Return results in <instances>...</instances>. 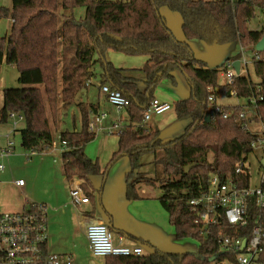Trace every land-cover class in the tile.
<instances>
[{
  "label": "trees",
  "instance_id": "obj_1",
  "mask_svg": "<svg viewBox=\"0 0 264 264\" xmlns=\"http://www.w3.org/2000/svg\"><path fill=\"white\" fill-rule=\"evenodd\" d=\"M12 5L11 9L0 8L1 19L14 20L9 35L0 37V70L4 62L14 66L19 84L28 88L4 91L0 124L9 122L11 113L21 114L26 124L21 131L22 147L30 154L52 149V124L57 125L60 113L75 105L100 63L102 86L119 90L130 102L126 111L128 125L116 134L118 149L103 171L99 162L85 152L97 137L90 130L97 108L79 103L81 129L59 136L61 144L67 143L62 153L67 181H81L82 190L91 201V179L107 176L109 168L127 157V200H144L140 194L143 186L159 189L158 200L169 214L176 237L200 244L197 253L155 250L149 255L107 257L104 264H236L235 255L221 251L220 239L226 232L250 241L260 212L255 199L249 202L248 224L238 228L224 220L205 227L200 211H194L190 202L208 191L212 175H217L222 183L237 176L239 164L253 153L255 136L243 129L245 120L239 122L236 115L223 119L216 114L211 122H206L210 97H230L231 88L221 86L219 68L210 69L206 62L196 59L188 42L197 40L209 46L238 42L253 50L264 38V23L259 31L251 30L250 23L258 11L264 10V0H12ZM80 8L86 13L79 21L59 13L61 9L73 12ZM163 8L180 15L185 41L174 36L161 13ZM108 50L149 57L142 69L144 89L139 87L137 78L105 60ZM262 57L253 68L262 81L260 95L264 97V54ZM176 70L183 73L190 89L188 98L174 104L176 115L178 120H188L190 124L180 138L163 142L159 131L143 125V115L163 80L177 84ZM234 88L240 99L260 96L247 78L237 79ZM259 104L264 119V102ZM241 112V108H236L235 113ZM211 153L213 163L209 162ZM146 155H153L155 164L161 167L154 178L140 174ZM190 166L195 167L187 173ZM239 180L242 187H249L248 174L242 173ZM261 247L256 262L264 264V226Z\"/></svg>",
  "mask_w": 264,
  "mask_h": 264
},
{
  "label": "rangeland",
  "instance_id": "obj_2",
  "mask_svg": "<svg viewBox=\"0 0 264 264\" xmlns=\"http://www.w3.org/2000/svg\"><path fill=\"white\" fill-rule=\"evenodd\" d=\"M1 7L11 9L12 0H0V8ZM59 13L62 16L79 21L85 17L86 10L84 8H80L72 12L61 9ZM161 13L167 19L168 25L177 40L185 41L181 30L182 19L180 15L178 13L171 12L167 8L161 9ZM263 23V14L261 11H258L257 17L250 23V29L253 31H259L261 30ZM11 28L12 24L10 22H8L7 20H1L0 37L8 36L11 31ZM188 43L191 46L196 59L206 62L208 68L210 69L219 68L220 72L224 71L223 65H226V69H228L227 62L229 60L235 59L237 56L242 55L241 46L238 42L220 46H209L206 43L197 40L190 41ZM250 55L251 54H248L247 60H251ZM143 58L144 56L133 57L114 50H108L105 54V60L107 62H112L115 67L123 70L124 72H128L130 69H138L140 67H143ZM249 69L252 77H254V68L250 66ZM94 71L95 77L93 78V81L97 86L101 83V77L103 74V69L100 63H97L94 68ZM174 75L176 78V85H173L170 80H163L155 92L156 95L158 94L159 97L163 99H169L171 102L174 98L181 97V99H184L186 97L185 93L188 91L186 89L189 88L186 78L180 70L176 71ZM136 76L139 80V87L143 89L144 84L141 80L144 79V75L136 74ZM219 81L221 84L223 83L222 79H220ZM95 87H92L93 96L92 98H90V101L92 102L96 101L95 97L98 98L99 94L98 89ZM164 87L168 88L169 90L165 89ZM25 88H28V86H22L18 82L17 69L14 66L8 65L6 62H4L0 70V104H4L5 90ZM219 99H221V102L226 101L229 104L241 106L248 118L250 119L255 116V110L247 105L248 101L246 99ZM79 103H81L80 100L76 101L75 105L69 107L66 112H64L65 115L63 112H61L58 124H52L54 148L44 153L30 154L22 147L21 131L26 128V124L22 123L20 125L19 130L11 139L12 142H15V149L11 157H9L8 159L0 158V164L4 165L6 168L4 172H0L1 214L22 212L32 203L41 202L43 199H49L54 194H59L60 196H63L66 192H69V189L67 188L66 191V188L64 187V180H66L64 178L66 177L64 175L62 153L60 152L61 142L59 140V135L62 132L66 131L72 132L75 128H77V130L81 129L82 123L80 113L77 107ZM83 104L85 106H88L85 103ZM102 107L103 108L101 114H103V112L110 113V117L112 119L116 118V120L118 116H120L119 114H117L115 108L112 107L109 103L103 102ZM170 114H176L175 108L172 109V112ZM122 115H124V120L127 119L126 111L123 112ZM92 121H94V117ZM12 124V120H9V122L5 124H0V148L6 146V140L2 137L9 134L13 130ZM189 124L190 121L188 120L176 121L162 133V140L164 142H168L180 138ZM124 125H127V122H124ZM109 126L110 125L108 123V120L104 121L101 126L97 125V127H105V129H102L98 132V136L96 137V139L87 145L85 151L86 155L90 159L99 162L103 171L108 168V164L112 158L113 152L117 151L118 146V137L116 135H113L114 133L109 134V129L111 128V126ZM149 126H153L154 130H156L157 123H155V118H153V120L149 122L148 127ZM263 158L264 150L257 149L245 161L246 172L251 177V185L253 188H258L261 186V181L264 176V166L261 163ZM209 162H214L213 153H211L209 156ZM141 163L143 164V167L140 170L141 176L154 178L156 176V173L161 171V167L155 164L153 155L144 156ZM129 167V158L123 157L118 162H116L111 168L108 169L107 176H96L92 178L95 197L93 205H96L95 207L97 211H99V209H102L101 197L103 194V190H105L106 188V191L109 192V188L112 186V183H114V188L115 181H117V173H123V176H125V173L126 171L128 172ZM109 175H111L110 180ZM17 180H24L26 182V187L24 190H21L13 185L14 182ZM77 181L81 184V181L76 180L75 182L78 183ZM140 194L144 199H155L157 195H161V191L159 189L155 190L152 187L143 186V189L141 190ZM93 205H85L84 209L86 208V206L88 208H93ZM112 234L114 237V243L116 244L118 235L113 232ZM184 242L188 244L187 251L192 253L198 252V241L192 239H185ZM148 254H151V250L147 246H144L143 255ZM79 264H104V259L93 258L91 251H89L88 253L82 255ZM254 264L261 263L256 262Z\"/></svg>",
  "mask_w": 264,
  "mask_h": 264
},
{
  "label": "built area",
  "instance_id": "obj_3",
  "mask_svg": "<svg viewBox=\"0 0 264 264\" xmlns=\"http://www.w3.org/2000/svg\"><path fill=\"white\" fill-rule=\"evenodd\" d=\"M261 12L264 19V10ZM1 20H8L11 24L14 23L12 18H0ZM241 52L242 55L238 59L235 58L227 62L228 69H226L225 65L224 71L219 72V80H223V83H220L221 86L231 88L230 97L226 98L240 99L238 91L234 88L239 78H247L255 86L257 94L260 95L262 92V81L256 77L255 73L253 74L254 77H252L249 67H253L256 63L262 61V54L264 52L257 51L256 47L253 50L241 47ZM248 54H251V60H247ZM236 62L240 63L239 73L234 67ZM101 93L115 108L117 114L121 115L128 110L130 102L119 90L111 89L109 86H102ZM246 100L248 101L247 105L255 110V116L252 119L248 118L241 106H222L214 96L209 99V114L211 119L213 115L218 114L223 119H229L236 115L239 117V122L245 120L242 125L243 129L255 136L251 144L254 153L257 149L264 150V119L259 111V103L264 102V97L262 95L258 97L254 95ZM236 108H241L242 112L240 114L235 113ZM2 109L3 105L0 104V113ZM171 110L172 105L170 103L154 98L152 104L143 115V125L147 126L153 117L162 116ZM107 117L106 113L95 115L94 121L91 122L90 126L91 132L96 133L98 130L100 131L101 128L98 129L97 125H101ZM9 120L13 121V130L2 137L6 140V146L0 148V158L3 159L11 157L15 149V142H12L11 139L19 130L20 125L25 123V117L21 114L11 113ZM122 128V122L119 119L109 129V134H118ZM62 148L63 151L67 149L66 142L62 143ZM245 161L239 164L236 170L237 176H231L223 183L217 175H212L208 191L190 202V206L194 211H200V219L205 227L215 226L224 220L230 226L238 228L245 227L248 224L249 202L255 199L260 212L250 241L231 237L226 232L223 233L220 239L221 251L235 255L236 264H254L262 252L264 176L261 186L253 188L251 177L248 174L250 185L247 188L242 187L239 176L242 173L247 174ZM263 161L264 158L262 159ZM5 170V166L0 164V172H4ZM14 185L19 189H23L26 182L18 180L14 182ZM71 203L76 209L90 204V200L85 196L81 185L72 189ZM86 236L93 258L105 259L107 257L143 255V249L139 246L126 247L116 245L109 226L103 222L90 224L87 227ZM48 239L47 213L44 205L32 203L22 212L0 213V264H74L73 257L70 255L50 253L47 249ZM244 241L247 244L245 249L242 250Z\"/></svg>",
  "mask_w": 264,
  "mask_h": 264
},
{
  "label": "crops",
  "instance_id": "obj_4",
  "mask_svg": "<svg viewBox=\"0 0 264 264\" xmlns=\"http://www.w3.org/2000/svg\"><path fill=\"white\" fill-rule=\"evenodd\" d=\"M148 60L149 57L144 56V58L142 59L143 67H140L138 69H130L126 73L131 77L137 78L136 74H143L142 69L144 68ZM93 86L95 87L96 84L92 79L89 85L87 86V88L79 95L78 100H80L81 103L87 104L88 106L89 105L96 106L98 112L97 114H101L103 108L102 107L103 102L106 103L109 102L107 101L106 97L101 93V87H102L101 83L95 87L99 91L98 98L95 97L96 98L95 102L90 101L91 100L90 98H92L93 96L92 94ZM165 89L169 90L168 88ZM186 90L188 91L185 93L186 96L185 98H188V96L190 95V89L188 88ZM154 98L162 102L170 103L172 105V109L175 108L174 104L177 101L182 100L181 97H179V98H174L173 101L171 102L169 99H163L159 97L158 94L156 95V93L154 94ZM222 99H230V98L222 97ZM217 101L220 105L225 107L236 106L233 104H229L226 101L221 102V99H217ZM171 112L172 110L162 116L153 117L155 118V123H157L156 130L159 131L160 138L162 136V133L167 128H169L176 121H179L177 115L170 114ZM97 114L92 115V120L93 117ZM107 115L108 117L105 121L108 120V123L111 127L112 125L117 123L119 119L122 122L123 127L126 126L124 125V122H127L128 125V118L124 120V115L122 114L120 116L117 115L118 116L117 120L116 118L112 119L110 117V113H107ZM148 125L146 126L147 129L154 130L153 126L148 127ZM97 128L100 129V127ZM102 129L104 130L105 127L104 128L101 127V130ZM98 132L99 130L96 132L97 136H98ZM60 152L63 153L62 144H61ZM128 172L126 171L125 176ZM117 174H116L117 181H115L114 188H113L114 183H112V186L109 188L110 189L109 192L106 191V188L105 190H103V194L101 197L102 209H99V211L96 210L95 207L96 205L95 204L93 205L95 197L93 200L90 201V204L91 206L93 205V208H88L86 206V208L84 209L85 207L84 205L81 206L79 209H76L71 203V191L72 189H74L75 187L81 184L78 181H77L78 183L74 182L73 184H70L66 178H64L66 179L64 180L65 183L64 187L66 188V191L68 188L69 192H66L63 196H60L59 194L58 195L54 194L49 199H43L41 202H35L37 204H42L46 207L48 235H49L48 244H47L48 251L54 254L70 255L73 257L74 263L79 264L82 255L90 251L89 243L86 236L87 227L95 222H103L109 226L110 230L112 229L113 233H116V235H118L116 245H121L126 247L139 246L143 249V251H144V246H147L151 250V254L155 250H159L161 252H176V253L189 252L187 251L188 244L184 242V240H179L176 237L175 230L169 222V214L163 209L162 205L158 200L159 195H157L155 199L152 198V199H144L140 201H128L125 194L126 193L125 176H123V173L118 172ZM110 177L111 175H109V180ZM25 187L21 190H24Z\"/></svg>",
  "mask_w": 264,
  "mask_h": 264
},
{
  "label": "water",
  "instance_id": "obj_5",
  "mask_svg": "<svg viewBox=\"0 0 264 264\" xmlns=\"http://www.w3.org/2000/svg\"><path fill=\"white\" fill-rule=\"evenodd\" d=\"M256 49H257V51H259V52H264V38H263V40H262L261 42H259V43L257 44ZM234 67L236 68V71L239 73V72H240V63H239V62H236V63L234 64ZM206 122H208V123L211 122V116H210V114H207V115H206ZM262 164L264 165V161L262 162ZM193 167H195V166L187 167V168H186V172L188 173L191 169H193ZM246 244H247V242L244 241V242H243V246H242V250L245 249ZM209 261L212 262L213 260L211 259V260H209Z\"/></svg>",
  "mask_w": 264,
  "mask_h": 264
}]
</instances>
